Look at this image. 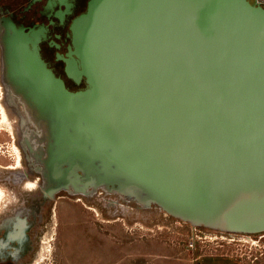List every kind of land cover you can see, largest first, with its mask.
Segmentation results:
<instances>
[{"label":"water","instance_id":"obj_1","mask_svg":"<svg viewBox=\"0 0 264 264\" xmlns=\"http://www.w3.org/2000/svg\"><path fill=\"white\" fill-rule=\"evenodd\" d=\"M32 31L22 96L44 128L48 193L103 188L194 226L264 231V4L89 0L60 55L85 77L76 90L40 53L46 28Z\"/></svg>","mask_w":264,"mask_h":264},{"label":"rangeland","instance_id":"obj_2","mask_svg":"<svg viewBox=\"0 0 264 264\" xmlns=\"http://www.w3.org/2000/svg\"><path fill=\"white\" fill-rule=\"evenodd\" d=\"M9 102L0 77V216L41 183L35 176L19 181L26 166L24 130ZM53 178L58 186L67 184L62 170ZM58 193L45 221L33 229L38 232L32 258L19 264H264V231L235 234L194 226L156 205L144 207L103 188ZM25 250L0 254V260L18 258Z\"/></svg>","mask_w":264,"mask_h":264},{"label":"flooded vegetation","instance_id":"obj_3","mask_svg":"<svg viewBox=\"0 0 264 264\" xmlns=\"http://www.w3.org/2000/svg\"><path fill=\"white\" fill-rule=\"evenodd\" d=\"M88 2L89 0H0V77L9 103L24 130L21 145L24 149L22 159H25L26 166L19 174V181L25 182L30 176H35L41 182L28 193L25 201L20 200L0 216V254H12L27 247L23 256L6 258L0 260V263L19 264L32 258L35 235L38 232L32 233L33 229L40 227L45 221L54 197L59 194V191L54 194L46 191L47 183L43 174V160L47 158L46 142L42 140L44 128L36 125L22 96L26 92L24 87L27 76L24 70L29 66L27 58L35 49L32 29H38L39 26L46 28L45 37L40 42V53L47 67L61 77L68 88L71 82L73 86L70 89L85 87V77L80 82L75 81L67 71V62L60 55L68 57L72 44V21L87 9ZM38 14L43 18L38 19Z\"/></svg>","mask_w":264,"mask_h":264},{"label":"bare ground","instance_id":"obj_4","mask_svg":"<svg viewBox=\"0 0 264 264\" xmlns=\"http://www.w3.org/2000/svg\"><path fill=\"white\" fill-rule=\"evenodd\" d=\"M66 86H67V85H66ZM67 87H68V86H67ZM2 193H3V191H2V189L0 188V197H1Z\"/></svg>","mask_w":264,"mask_h":264},{"label":"built area","instance_id":"obj_5","mask_svg":"<svg viewBox=\"0 0 264 264\" xmlns=\"http://www.w3.org/2000/svg\"><path fill=\"white\" fill-rule=\"evenodd\" d=\"M259 2H261L262 4H264V2L263 1H261V0H258Z\"/></svg>","mask_w":264,"mask_h":264}]
</instances>
